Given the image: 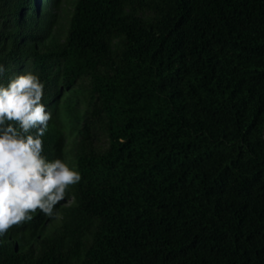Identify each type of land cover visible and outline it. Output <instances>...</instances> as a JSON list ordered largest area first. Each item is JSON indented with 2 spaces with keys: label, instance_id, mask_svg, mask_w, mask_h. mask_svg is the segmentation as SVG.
<instances>
[{
  "label": "trees",
  "instance_id": "1",
  "mask_svg": "<svg viewBox=\"0 0 264 264\" xmlns=\"http://www.w3.org/2000/svg\"><path fill=\"white\" fill-rule=\"evenodd\" d=\"M0 64L81 174L0 264H264V0H0Z\"/></svg>",
  "mask_w": 264,
  "mask_h": 264
},
{
  "label": "clouds",
  "instance_id": "2",
  "mask_svg": "<svg viewBox=\"0 0 264 264\" xmlns=\"http://www.w3.org/2000/svg\"><path fill=\"white\" fill-rule=\"evenodd\" d=\"M4 72L0 64V76ZM44 87L30 71L0 85V237L37 212L54 217L68 189L81 180L63 159L44 155L43 137L52 120L42 103Z\"/></svg>",
  "mask_w": 264,
  "mask_h": 264
}]
</instances>
